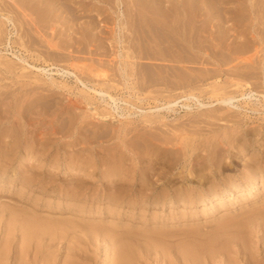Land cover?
Wrapping results in <instances>:
<instances>
[{"label": "rangeland", "instance_id": "1", "mask_svg": "<svg viewBox=\"0 0 264 264\" xmlns=\"http://www.w3.org/2000/svg\"><path fill=\"white\" fill-rule=\"evenodd\" d=\"M66 1L72 5L71 14L62 12L57 7L47 9L40 4L35 6L34 11L27 9L29 15L25 21L29 22L33 19L37 22V31L31 22L23 23L24 26H22L17 19L22 15L20 12L22 9L15 4L14 0H0V8H3L0 13L4 16H12L17 23V28H14L12 23H7V30H13V33L9 35L7 46L0 44L1 59L10 61L15 66L10 71L0 66V131L6 132L3 137H0V245L4 246L0 248V252L8 251V264H15V260L19 264H66L70 260L74 264H104L110 259V254L105 249L106 243L91 236L90 232L105 231L107 227L114 228L112 231L119 232V235H121L120 231L122 234L135 232L151 235L159 231V233L169 232L170 234V232L174 233V230L177 232L183 230L182 234L180 232L177 234L175 231V236L172 233L167 234V243L173 246L188 237H194L193 240L199 242L214 233L226 232L222 231L220 224L224 226L223 224L227 223L223 222H229V220L230 225L243 222L245 232L240 237L246 239L254 255L248 258L247 255L237 253L236 251L240 248L234 243L236 240L232 239L229 249L233 261L232 258L224 261L221 257H215L211 260L212 263L207 262L206 259H203L201 263L264 262V228L261 224L250 222L246 224V221L256 214H264V209L260 210L261 206L264 208V183L257 193L248 194V190L244 188L238 190L233 196L246 194L248 200L241 205L238 204L233 211L228 208L232 198L220 199L219 201L224 204L223 207H219L212 213L210 211L216 203L215 199L213 203H208L205 209L198 197L197 203L190 207L141 203L144 194H156L163 190L172 191L177 186L185 187L186 190L191 189L197 196L199 192L206 191L209 186H224L225 177L239 178L244 173L243 159L235 156L234 153L237 151L233 148L231 153L228 148H224V143L219 146L218 151H220L214 157L215 163L204 159L203 156L208 153L205 152L207 144L211 153L216 151L214 147L220 140L225 139L227 143L231 139L242 137L239 135L241 127L222 118L226 114L233 117L237 114L236 111L215 109L213 112L216 114H223L220 116L221 119L216 120L206 116L210 114L208 109L213 107L199 109L196 101H190L194 106L192 109L182 106V103L186 101L175 106V110L169 111L162 108L165 102L164 96L169 98L170 94L188 90L189 88H177L181 83L204 75L206 71L204 65L189 62V56L184 52L181 42L174 39L178 41V45L171 37H166L165 30L162 33L159 20H156L155 27L154 19L153 22L151 19L147 21L145 19L146 22H144L137 18L141 12L140 6H136V1L139 0H123L121 12L124 16H121V19H119L120 9L113 3V5L97 3L96 0ZM143 1L149 5L152 2H161L160 0ZM169 1L166 2L167 5H170L171 1L174 5L176 4V0ZM226 1L220 0L218 6L230 7L231 3L228 4ZM233 3L234 7L239 5L238 7L245 8L246 12L260 10L262 19L254 16L256 19L253 22L255 26H260L263 32L264 0H233ZM160 5L162 3L158 6L161 7ZM146 6L149 7L144 9L147 14L150 11L152 14L156 12L150 6ZM137 8L140 11H138L139 14L135 12ZM11 10L13 12H10ZM43 13L48 17L41 18ZM73 13L74 16L76 15V20L73 19L74 22L70 23L67 18H74ZM152 14L149 15L154 16ZM77 15L81 18H77ZM4 16L0 15L1 24V21L6 19ZM119 20L124 23L121 32ZM138 23H142L141 25L145 28H140L142 26ZM138 26L139 28H136ZM23 30L25 35L26 31L28 33L25 37L27 48L17 44L12 47L11 42L13 43L15 39L19 40L18 34H24ZM145 30L148 33H145ZM138 31L146 35L144 36L143 33L139 35ZM135 33L137 35H134ZM78 37L84 39L81 40ZM120 37L121 41H119ZM134 37L139 41H135ZM172 37L175 38V36ZM148 38L153 39L151 41L154 42H149ZM165 38L167 43H163ZM143 41L144 43H141ZM145 42L148 43L145 44ZM168 43L171 45L168 46ZM142 44L154 57L147 55V49L143 48ZM162 46L167 49H163ZM181 46L182 49H180ZM143 49H146V54ZM175 50L178 51L176 53L180 58L173 55V53L176 54ZM22 57L38 66L51 65L48 68L66 66V69L74 71L87 81L88 87L94 86L106 90L118 98L120 109L100 100L94 91L82 86L74 75L62 76L57 69L51 70L55 72L54 75H50L49 72H38L26 66ZM210 66L214 67L206 64L205 68ZM184 69L191 77H187L190 75L186 73V75L183 74ZM179 73L181 75H178ZM203 100L208 101L207 98ZM156 106L162 108L160 114L156 115L165 116V119L152 125L147 122V119L152 115L151 108ZM246 113L250 117L245 129L259 128L260 132H264V108L260 112L248 110ZM240 116L234 119H241ZM187 119V122L184 121ZM198 119H204V121L200 123ZM187 123H190V127L186 125ZM178 124H184L180 127L183 130H178ZM161 126L166 129L163 130ZM184 128L189 130L184 131ZM256 135L258 139L256 145L264 150V137ZM245 136L247 135H243ZM187 141L194 142L196 148L190 150V164H186V169L183 170V167H180L183 160L181 157L187 149L182 143L186 144ZM163 143L165 145H162ZM139 145L143 148L138 147ZM142 149L145 151L143 152ZM165 149L176 152H165ZM249 155L250 153L247 152V158L250 157ZM160 157L171 162L169 168L159 165L162 161ZM173 157L174 159H171ZM177 160L180 161L179 164ZM114 166L117 167L121 177L113 175V179L107 180L103 173ZM59 168L69 169V173H61L58 171ZM70 169L76 171L72 172ZM194 170H196L195 176L190 174ZM180 172L182 174H179ZM190 175L192 178L189 177ZM253 181L249 179L250 183ZM148 183L153 184L154 187L152 188ZM146 187L153 190L146 191ZM120 193L122 196L129 195L131 202L134 201L133 204L127 205L125 202L109 199V196L113 198L114 194ZM15 214L38 222L57 223L63 227L61 231L66 230L64 233L66 235L59 234L60 236L53 241L48 237L43 240H32L26 245V249L20 252L24 247L19 243L20 232L16 230L10 237L7 233V222ZM65 225L71 228L66 229ZM184 230L187 231L186 234ZM194 230L198 232L193 234ZM160 257L158 254L152 256L149 253L140 264H166V259L162 260ZM169 260V264H181L176 261L172 253Z\"/></svg>", "mask_w": 264, "mask_h": 264}, {"label": "bare ground", "instance_id": "2", "mask_svg": "<svg viewBox=\"0 0 264 264\" xmlns=\"http://www.w3.org/2000/svg\"><path fill=\"white\" fill-rule=\"evenodd\" d=\"M96 1H97V3H107V4L113 3L114 5L117 6L118 9H120L119 10V19H121V16H124V13L121 12V5L123 3V0H96ZM160 1L161 2H159V3L152 2V3H150L151 5H149L146 1H143V0H139L138 2L136 1V6H140L141 12L139 11V9H138L139 7H138L137 8L138 10H136L135 12L139 11L140 14L138 12L139 16L135 15V17L136 16H137V18L139 17L140 20L141 21L144 20V22H146L147 20H150V19L152 21L154 19L155 21L154 22L152 21L154 25L156 23V20H159L160 25H162V28L160 27L161 28L160 30L161 31L163 30L162 33H164V30H165V35H167L166 37L169 36V37H171V39H173V40L178 39L181 42V44L185 50L184 52L186 54H188V56H189V58H188L189 62L191 61V62H195V63L197 62V64H202V65H204V69L206 70L205 73H203V71L201 72L204 75H201V73H200L201 76H198L196 79L192 77L193 78L192 80H188L187 82H184V83H181L180 81H178L181 84L177 89H183V88L184 89L189 88V89L188 90H182V92H180V93L170 94L169 98H166L167 96H164L163 99L165 100L166 103L164 102V106L162 108L168 109L169 111L175 110V108H174L175 106L182 103L183 101H186L185 103H182V106L189 108V109H192L194 106H193V104L190 103V101H196V104L199 107V109L200 108L206 109V108L213 107V109H208L209 113H210V114L206 115L208 118H216V120L221 119L220 116H223V114L222 115L216 114L215 112H213V110H215V109L216 110H218V109L234 110V111H236L238 116L244 114V116L239 117L241 119H237V118L234 119L235 117H238L237 114H235V116H233V117L229 114H228V116L226 114L225 117L224 116L222 117L229 122L235 123L236 126L241 127V131L239 132V135H242V137H236L234 139H231V141H228L227 143L225 142V139H223L224 141L220 140L218 142V145H216L214 147V148H216V151L211 152V153H209L210 148H208L209 145L207 144V146L205 147V152H208V153H207V155H203V156H204V159H208L210 162L215 163L216 160L214 157L220 151V150L218 151L219 146H221L224 143L223 147L228 148V151L230 153L233 151L231 148H233L234 151H237L236 153H234L235 156L242 158L245 164L243 166V168H244V173H242L243 175H241L239 178H235L232 176L225 177V185L224 186H221V187H214V186L210 187L209 186V187H207L206 191L199 192L197 196H195V192H193L191 189L186 190L185 187H178L177 186V187H174V189L172 191H164L163 190L162 192H159L156 194H144L145 196L143 197L141 203H143L144 205L162 204L163 206H165V205L169 204V206H171V207H173L175 205H183V207L184 206L190 207V206H194L197 203V197H198L200 202L204 204L203 209H205L207 204L213 203V199H215L216 203H215L214 207L211 208V211H210L212 213L216 209H218L219 207H223L224 204H222L219 201L220 199H224V198L231 199L232 198L233 200H231V203H230L228 208L231 211H233L234 209H236L238 207V204L241 205V203L243 204V202H246L248 200V196L246 194H244L245 196H235L234 197L233 195H235V193H237L238 190H240V189L242 190L244 188V189H246V191L248 190V194L257 193L260 190V188L263 186V183H264V150H262L261 147H258V145H256L258 142L256 134L260 135L261 138H263L264 132H260L259 128L245 129V126H247V124H248V122H247V120L249 119L248 117H250V116H248V114L246 112H248V110L254 111V112H260L264 108V30L262 32L260 29V26H255V24L253 22L254 19L261 18V12H260V10H257V9H256L257 11L255 10V12L252 10H249V12H246L245 8L238 7L239 5L238 6L235 5V7H234L233 6L234 5L233 0H227L226 2L228 4L231 3V5H230V7H224V8L223 7L220 8L218 6L220 3V0H176L175 1L176 6L174 5L173 1H171L170 5H167V3H166L169 0H163V2H162V0H160ZM251 1H253V0H251ZM14 2L19 8L21 7V9H22L20 11L22 15L19 14L21 16L17 17V19L22 23V26H24L23 23L28 24L31 22L32 25L33 24L35 25L36 30L38 28V26L36 24L37 22H35L33 19L30 20L29 22H28V20L25 21V19H27L26 17H28V15H29L27 13V9L34 11L35 6L40 4V6H42V7L46 6L47 9L48 8L51 9V7H57L62 12L64 11V12H67L70 14L73 11L72 5L67 3L66 0H14ZM161 3L163 5V7H162V5H160L161 7L158 6ZM146 5L150 6L151 9L156 11L155 12L156 14L155 13L152 14L150 10H149L150 12L147 14V12L145 10L149 7H147ZM2 11H3V8H0V12H2ZM10 12H13V11L11 10ZM33 13H35V12H33ZM47 13H49V12L47 11ZM57 13H55V14H57ZM46 14L44 16V13H43L42 15L44 17L42 16L41 18H45V17L49 16V14H47L48 16ZM135 14H137V13H135ZM149 14H152L154 16H150ZM0 15L4 16L2 13H0ZM132 15H133V13H132ZM72 16H74V13ZM75 16H74V18L71 17V19L68 17L67 21H70V23H73L74 22L73 19H75ZM254 16L256 18H254ZM4 17L6 18L5 19L6 21L2 20L1 21L2 24L0 23V44L1 45L5 44L7 46L9 35H11L13 33V30H10V31L7 30V28H8L7 23H12L14 28H17V23H16V19H14L10 15H7ZM61 17H63V16H61ZM77 18L80 19L81 16L78 17V15H77ZM145 19H146V21H145ZM140 20H139V22H141ZM151 21H148V22H150L152 24ZM159 23L157 21V24H159ZM139 24H140V26H142L141 25L142 23H138V25ZM145 24L148 25L149 23L148 24L145 23ZM151 24H149V25H151ZM83 25H84V23H83ZM123 25H124V23L120 21L119 22L120 32L123 28L122 27ZM69 26H71V25H69ZM136 26H137V24H136ZM149 27L151 28V26H149ZM155 27H156V25H155ZM136 28H139V26ZM140 28H145V27L142 26ZM157 28H155V29H157ZM53 30H54V28H53ZM146 31L147 30H145L144 32L148 33V31L147 32ZM166 31H167V34H166ZM73 32H75V31H73ZM144 32H142V33L144 34ZM23 33L24 34H22V35L18 34L19 40L15 39L13 41V43L11 42L12 47L14 44H17V45L23 46L25 49L27 48V42L25 40V37H26V35H28V33L26 31V35H25L24 30H23ZM86 33L88 36L89 35L88 32H86ZM138 33H139V35L140 34L143 35L142 33H140V31H138ZM155 33L157 34V32H155ZM152 34H153V32H152ZM134 35H137V33H135ZM145 35L146 34H144V36ZM158 35H160V34L158 33ZM125 36H128V35H125ZM172 36H175V38ZM136 37H134V38H136ZM147 37H149V35ZM157 37L159 38V36H157ZM78 39H81V37L80 38L78 37ZM83 39H81V40H83ZM140 39H142V38H140ZM148 40L150 42L153 39L150 40L148 38ZM158 40H160V38ZM166 40L167 39L165 38V40H164L165 42H163V43H167L168 41H166ZM119 41H121V37H120ZM135 41H139L138 38H136ZM160 41H159V43H160ZM174 41H176L178 44L177 40H174ZM151 42L153 43L154 41H151ZM141 43H144V41ZM147 43L148 42H145V44H147ZM161 44H162V42H161ZM170 45L171 44L168 43V46H170ZM176 45H173V46H176ZM182 46L180 47V49H182ZM142 47H143V44H142ZM162 47H163V49L165 48L164 46H162ZM143 48L147 49V47H145V46ZM140 49H142V48H140ZM146 49L145 50L143 49L144 54H146V52H145ZM165 49H167V48H165ZM171 50H173V49H171ZM148 51H150V50L147 49V55H151L154 57V55L151 54V51L149 54H148ZM166 51H168V50H166ZM164 52H165V50H164ZM176 52H178V51L175 50V53ZM173 55H176V57H179V56H177L178 55L177 53L176 54L173 53ZM165 56H167V55H165ZM184 56H186V55H184ZM149 58L151 59L150 56H149ZM21 59L23 60V62L26 63V66H28L29 68L34 69L38 72H42V73H44V72L48 73L49 72L50 75L51 74L54 75L55 72H52L51 70L57 69V71L62 76L74 75L76 77V80L78 82H80L82 84V86H84L87 89H91L92 91H94L96 93V95H98L100 97L99 98L100 100H102L104 102L106 101L108 105H110L114 108L120 109V104L118 102L119 101L118 98H116L112 94L108 93L106 90L99 89V88H96L94 86L88 87L87 81H85L82 77L79 76V74H76L74 71H70L69 69H66L65 68L66 66L63 68V67L54 65L58 68H56V67L55 68H48L51 65L43 67V66H38V65L30 63L24 57H22ZM184 59H187V58H184ZM206 64H211L214 67L211 68V66H210L209 68L208 67L205 68ZM0 66L2 68L4 67L5 70L10 71L13 69L14 64H12L10 61H6L4 59H1V57H0ZM193 66H195V65L193 64ZM199 66H196V67L199 68ZM190 68H191V66H190ZM192 69H194V68H192ZM201 69H203V68H201ZM201 69H198V70L200 71ZM185 73H186V70L184 69L183 74L184 75H186V74L190 75L189 72L186 74ZM178 75H181V73H179ZM183 77H185V76H183ZM187 77H191V75L187 76ZM187 77H185V78H187ZM177 79L178 78L176 77V80ZM182 79H184V78H182ZM173 83L175 84V82H173ZM20 98L23 99L22 97H20ZM204 98H207L208 101H204L203 100ZM125 102H127V101H125ZM22 108H23V106H22ZM154 108H156V109H154ZM162 108L160 106L152 107L150 110V113L152 115H151V117H148L147 122L152 124V125L157 124L159 122H162L165 119V116L156 115L157 113L160 114V110ZM100 111H101V109H100ZM144 112H146V111H144ZM205 113H207V112H205ZM217 113H219V112H217ZM196 118H198V117L196 116L195 119ZM189 120L193 121L192 119H189ZM198 120H200L199 121L200 123H201V121H204V119L203 120L198 119ZM226 120H224V121H226ZM184 121L187 122L188 119L184 120ZM16 122H17V120H16ZM186 122H184V123H186ZM205 122H207V121H205ZM181 123H183V122H181ZM196 123H198V122H196ZM189 124L190 123H187L186 125L189 126ZM178 125H179L178 130L179 131L183 130L180 127L183 126L184 124L183 125L178 124ZM171 126H175V125H171ZM2 128H4V127H2ZM161 128H163V127L161 126ZM176 128H177V126H176ZM165 129L163 128V130H165ZM185 129L186 128H184V131H185ZM187 129H186V131H187ZM198 131L201 132V130H198ZM189 132H191V131H189ZM5 133H6L5 131H0V137H3L5 135ZM175 135L178 137V135L176 133H175ZM243 135H247V136L243 137ZM173 136H174V134H173ZM233 136H232V138H233ZM177 137H175V138L177 139ZM134 140H136V139H134ZM163 142L165 143V141H163ZM187 142L188 143H186V144L182 143V145H184L183 147H185L187 149V151L183 152L184 154L181 157L183 160L180 163V167L182 166L183 170L186 169V164H190V159H189V157H191L190 150H194L196 148L194 146V142L193 143L192 142L189 143V141H187ZM11 143H13V141ZM136 143L138 144V142H136ZM164 143L162 145H165ZM158 144L160 145V143H158ZM166 145H168V144L166 143ZM174 145H176V144H174ZM138 147L143 148V146H140V145ZM165 147H168V146H165ZM175 147H177V145ZM127 148H129V147H127ZM142 151H143V149H142ZM164 151L170 152V153L176 152V151H173L171 149H165ZM247 152L250 153V155H249L250 157H248V158H247ZM2 153H3V151H2ZM170 153H167V154H170ZM169 157H171V156H169ZM221 158H222V156H221ZM171 159H174V157ZM233 159H235V158H233ZM177 162H178V160H177ZM179 162H178V164H179ZM159 165H165L167 168H169L171 165V162L167 161L165 158H163ZM193 166H195V165H193ZM119 167H120V165H119ZM108 168H109V166H108ZM58 171H60L63 174L69 173V169L61 170V168H59ZM70 171L75 172L76 170L70 169ZM195 172H196V170H194V172H190V174L194 175ZM103 174H104V177L107 178V180L113 179L114 178L113 175H115V177H121L118 173L117 167H115V166L110 167V170L104 171ZM179 174H182V172H180ZM191 175L189 177H191ZM249 179H253L254 181L252 183H250ZM148 184H150V186L152 188L154 187L153 184H151V183H148ZM219 184H221V183H219ZM152 190L153 189L146 187V191H152ZM145 193H147V192H145ZM109 199L110 200L115 199L116 201H122L123 203L125 202L127 205L133 204V202H134V201L131 202V197L129 195L124 194V196H122L121 193L118 195L114 194L113 198L111 196H109ZM256 209L259 210L258 208H256ZM261 209H264L263 206L260 207V210ZM209 210L210 209H208V211ZM229 222H230V220H229ZM229 222L228 221L223 222V223H227V224H223L224 226H222V223L220 224L222 231H226V232L214 233L213 235H210L209 237H207V239L200 240L199 242L193 240V239H195L194 237H188V238L182 239L180 242H178L177 244H175L173 246L169 242L167 243V241H168L167 240V237H168L167 234H169L168 231H166V232H168L167 234L165 232L159 233L160 232L159 231V232H156V233L151 234V235H147V234L143 235L140 233L136 234L135 232H132L133 234L135 233V235H133L131 233H127V234L123 233L122 234V231H120L121 235H119L118 234L119 232L116 233V232L112 231V230H114V228L110 229L109 227H107V230H105V231L100 230V231H96V232H90V235L93 237H96L98 239H101V240L105 241V243H106L107 248L105 247V249H106L107 253L110 254V256H109L110 259L105 261L104 264H140L141 261L144 260L143 258L149 253H151L152 256H153V254L160 255L162 257V260H163V258H165L167 261L166 264H169V262H170L169 259H170L171 253L174 255L176 261H178L181 264H202L201 262L203 261V259H206L207 262L209 261L210 263H212L211 260H213L215 257H221L222 259H224V261H228L227 258L229 260H231L230 258H232V261H233V257L230 256L231 252L229 249V244L231 243L232 239L236 240V242H234V243H236L237 246H239V248H240V250L236 251L237 253H240L242 255H247L248 258L252 257L254 255V253H252L250 247L248 246V244L246 242V239L244 237L243 238L240 237L245 232L243 230L244 229V227L242 225L243 222H238L240 224L233 223L231 225L228 224ZM249 222L255 223L258 225L261 224V226L264 228V214H256L255 216L249 218L246 221V224H249ZM244 226H245V223H244ZM72 227H74V226H72ZM62 228L63 227H61L60 225H57V223L38 222L37 220L28 219L26 217H23V218L19 217L16 214L14 216H12L11 219H9L7 222V233L9 234V237H10V235L14 234L15 233L14 231H16V230L18 232H20V234H21V240H19V243L22 244L24 247L21 248L22 250L20 252H22L23 249L25 250L26 245L28 243H30L32 240H35V239H37V240L42 239L43 240L46 237H48V238H50L51 241H53L58 236H60V235L63 236V234L66 232V230L61 231ZM69 228H71V227L66 226V229H69ZM229 230H231V231H229ZM115 231H117V230H115ZM175 231L176 230H174V233H175ZM182 231L183 230H181L179 232L182 234ZM179 232H177V234H180ZM184 232H185V230H184ZM186 232L184 234H186ZM196 232H198V231H195L193 234H196ZM171 233L172 232H170V234ZM174 233H172V234L174 235ZM187 234L190 235V233H187ZM64 235H66V234H64ZM179 236H181V235H179ZM196 236H198V235H196ZM196 240H198V239H196ZM263 241H264V239H263ZM1 247H4V246L0 245V248ZM7 252H8L7 250H2V252H0V264H8L9 259H8ZM106 255H108V254H106ZM70 256H72V255H70ZM161 257H160V259H161ZM258 258H259V256H258ZM218 260H219V258H218ZM37 261H38V259H37ZM17 262L18 261L15 260V264H19ZM43 262H45V261H43ZM72 262L70 260V262H67L66 264H74ZM229 263H230V261L228 262V264ZM234 263L235 262H233V264ZM249 263H251V264H264V262H261V261H259L257 263L255 261L249 262Z\"/></svg>", "mask_w": 264, "mask_h": 264}]
</instances>
